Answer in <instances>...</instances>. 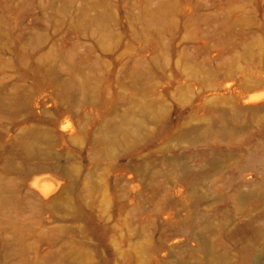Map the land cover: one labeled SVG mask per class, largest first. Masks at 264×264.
<instances>
[{"label": "rangeland", "instance_id": "rangeland-1", "mask_svg": "<svg viewBox=\"0 0 264 264\" xmlns=\"http://www.w3.org/2000/svg\"><path fill=\"white\" fill-rule=\"evenodd\" d=\"M0 264H264V0H0Z\"/></svg>", "mask_w": 264, "mask_h": 264}, {"label": "bare ground", "instance_id": "bare-ground-1", "mask_svg": "<svg viewBox=\"0 0 264 264\" xmlns=\"http://www.w3.org/2000/svg\"><path fill=\"white\" fill-rule=\"evenodd\" d=\"M259 98V97H258ZM260 98H261V96H260Z\"/></svg>", "mask_w": 264, "mask_h": 264}]
</instances>
